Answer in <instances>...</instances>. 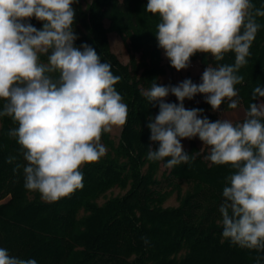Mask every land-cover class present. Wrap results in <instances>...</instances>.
<instances>
[{
  "label": "clouds",
  "instance_id": "clouds-1",
  "mask_svg": "<svg viewBox=\"0 0 264 264\" xmlns=\"http://www.w3.org/2000/svg\"><path fill=\"white\" fill-rule=\"evenodd\" d=\"M76 2L0 0V117H10L17 125L8 135L17 140L27 161L25 188L49 203L83 187L81 168L106 155L103 133L124 126L128 116V106L115 88L121 77L93 47L74 46ZM146 11L159 17L158 46L178 72L187 69L198 52L216 62L235 53L232 65H209L200 84L190 78L176 86L153 82L142 92L159 107L147 125L150 140L159 148H149L147 158L170 157L165 164L169 169L187 164L191 157L181 140L199 137L210 149L205 159L234 170L219 207L223 238L242 249L264 251V103H250L243 122L236 123L211 122L200 118L202 109L184 107L185 99L197 94L205 95L213 111L225 100L229 109L238 107L236 85L244 77L237 72L247 64L260 28L256 17H264V9L251 0H147ZM32 18L42 23L41 29L28 22ZM169 94L179 103L166 102ZM257 97H264V88L253 89L252 100ZM15 159L10 156L7 162ZM141 239L149 243L147 237ZM0 264L37 261L11 256L0 247Z\"/></svg>",
  "mask_w": 264,
  "mask_h": 264
},
{
  "label": "trees",
  "instance_id": "trees-1",
  "mask_svg": "<svg viewBox=\"0 0 264 264\" xmlns=\"http://www.w3.org/2000/svg\"><path fill=\"white\" fill-rule=\"evenodd\" d=\"M251 2L264 9V0ZM146 4L147 0H91L85 7L78 0L73 4L78 37L74 46L88 44L102 62L111 65L113 74L121 77L115 88L128 106L127 122L117 142L109 132L103 133L106 155L81 168V189L51 203L39 192L27 190L23 170L27 161L17 140L8 135L17 125L10 117H0V247L11 256L35 259L37 264H257V257L264 264V251L242 249L222 236L219 207L223 189L229 186L227 177L234 171L230 166L204 159L195 138L184 148L191 157L187 164L169 169L165 164L170 157L161 161L147 158L149 148H159L158 142L150 140L147 126L159 107L150 104L142 92L153 82L160 84L165 65L155 35L159 17L148 13ZM256 20L260 28L247 64L237 72L244 77L236 90L245 111L257 99L264 102V97L252 100L253 89L264 88V17ZM28 22L42 28L35 18ZM109 31L127 39L129 63H122L112 51ZM195 59L203 68L232 65L235 53H226L219 62L207 53L198 52L191 57ZM166 66L173 69L168 59ZM194 98L186 109H202L200 118L218 120L206 99L196 104ZM3 103L0 101V107ZM228 103L225 100L221 109H229ZM10 156L16 157L11 164L7 162ZM161 165L165 169L158 176ZM183 183L188 184L185 190ZM113 187L123 192L99 203L98 198ZM173 193L178 203L164 205ZM141 237H147L149 243Z\"/></svg>",
  "mask_w": 264,
  "mask_h": 264
},
{
  "label": "rangeland",
  "instance_id": "rangeland-1",
  "mask_svg": "<svg viewBox=\"0 0 264 264\" xmlns=\"http://www.w3.org/2000/svg\"><path fill=\"white\" fill-rule=\"evenodd\" d=\"M91 0H82V4L85 7ZM105 25H108V20H104ZM108 38L110 42V46L112 51L117 55L118 59L124 63H129L131 52L128 49L127 46V39H123L118 33L115 31H109ZM135 57L138 58L139 54L134 53ZM163 64L165 65V72L160 75V85L162 86H176L183 80H185L188 76L192 79V82L195 84H200L202 82L201 77L206 68H203L201 63L198 59L191 60L190 66L187 69L176 71L174 68L170 69L166 66L167 58L165 56V53L163 52ZM204 99H206L205 95L203 94H197L194 98V102L196 104L201 103ZM234 99H237L235 97ZM238 100V99H237ZM239 101V100H238ZM166 102L170 103H179L177 101L176 97L174 95L169 94L168 97H166ZM192 102V100L185 99L184 101V107L187 108L189 104ZM262 102L260 99H257L256 104L259 105ZM218 120L220 119H228L236 122H243L245 118V109L241 102L239 101L238 107L236 109H221L216 111ZM122 127H113L112 131L109 132L111 138L117 142ZM196 144L200 149V152H202V155L205 159V157L209 154L210 149L203 144V142L199 139V137H195ZM181 143L183 145V148H187L189 146V139H182ZM106 147V146H105ZM107 149V147H106ZM207 160V159H206ZM165 169L163 165L160 166V169L158 171V176H160L161 172ZM188 187V184L183 183L182 190H185ZM123 192L122 189L118 187H113L110 190L106 192V194L100 198H98V202L101 203L106 197L116 194H121ZM178 203L176 193H173L171 196H169L164 205H176Z\"/></svg>",
  "mask_w": 264,
  "mask_h": 264
}]
</instances>
